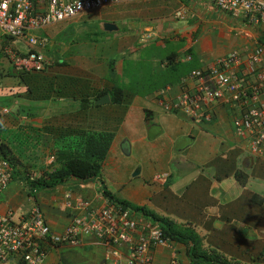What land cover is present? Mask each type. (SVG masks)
I'll return each instance as SVG.
<instances>
[{
    "label": "crops",
    "instance_id": "0c3cea01",
    "mask_svg": "<svg viewBox=\"0 0 264 264\" xmlns=\"http://www.w3.org/2000/svg\"><path fill=\"white\" fill-rule=\"evenodd\" d=\"M117 7L121 11L113 10L106 20L102 11L108 8L78 18L81 20L61 23L40 31L43 34L38 35L49 40L46 55L55 62L53 63L55 67L51 71L48 69L40 78L44 81L48 74L54 79L77 78L83 85L65 89L61 94H57V85H55L52 88L54 89L51 93L52 98L46 106V115L34 114L32 121L26 114L0 115V129L17 128L15 129L17 136L12 137L18 139L25 134L27 138L33 137L32 150L28 153L31 159L22 154L19 147L12 143V137H7L8 141L5 143L12 150L16 163L29 165L30 169L40 175L53 164L50 158L55 157L57 149L62 145L61 138L69 127L79 124L85 131L113 133L114 139L100 176L96 180L87 182L73 180L55 191L39 188L31 192L28 185L22 183H20L21 189L11 188L12 182L15 181L13 180L0 195V213L5 214L8 210H13L15 220H18L26 216L32 206L38 204L43 210L47 224L55 234L59 235L65 232L73 218L72 211L64 206L65 194L71 192L74 200L85 199L92 205L100 207L104 201H109L102 196V191L106 190L119 200L145 206L161 217L188 225L201 237L204 248L214 247L224 255H228L231 260L237 261L236 264H253L254 259L264 253V218H260L257 212L250 213L246 208H241L244 200L239 191L247 189L249 179H244L240 175L241 169L237 167V159L243 145L235 133L227 107L223 105H216L213 109L210 107L212 114L210 122L191 119L181 112L167 111L163 107L164 102L176 101L186 90L195 92L196 83L182 84L184 77L174 81L171 88L166 87L165 97L162 95L163 90L154 89L155 92L146 97L127 96L125 105L115 103L111 100L112 92H110L116 85L115 81L106 80L104 72L97 75L96 70H93V73L89 72L90 75L87 70L81 68L79 62L80 60L84 62L90 60L94 63L107 62L112 54L110 51L114 50V41L120 45H115L118 54L119 52L124 54L126 51L130 54L141 51L142 45L155 41L160 47L166 43L183 44V48L175 51L179 54L175 61L181 64L196 61L200 69H206L212 67L218 59L232 53H238L246 58L255 48L257 42L255 39H260L259 31L233 19H231L233 23H228L224 18L227 19L229 16L204 0H151L134 5L121 4ZM218 13L222 14L224 20L216 16ZM137 16L140 17V21L124 22L127 17L133 19ZM88 19L95 22L97 28L101 26L103 30L105 23L119 26L118 30L112 32H116V37L112 40L106 39L101 52H95L92 57L82 56L87 53L82 43L73 40L67 43L61 40L68 30L66 29L68 25L86 24L89 22ZM121 28H123L122 32ZM237 29L239 33L234 35L233 32ZM2 40L0 44L5 46ZM8 45L19 51L27 50L24 40L9 41ZM172 53L167 54L161 61L152 60L153 69L162 73L169 71L171 66L166 62V58ZM57 61L65 63L58 65ZM69 62L72 63L70 68L67 67L64 71L56 70L57 67L67 66ZM77 69H81L79 74L76 73ZM9 72H11L10 67ZM24 90L23 93H26L27 88ZM105 90L109 91V103L88 108L81 104V100L87 95L94 98ZM75 94L77 98L73 99ZM67 104H71V108L80 106L82 110L78 113L74 110L61 112L59 108L68 107ZM90 108H94L92 113L100 116L99 125H90L88 120ZM62 116H67L69 120L61 121ZM69 122L71 124H68ZM20 123L32 129L27 130L23 127L24 132L18 136ZM139 146L147 147L152 152L161 147L158 156L162 158L160 162L164 166L148 170L139 167L133 170V174L121 170L117 166V161L122 156H131ZM153 159L154 157H151V161ZM157 170L169 174L166 184H154L153 177L160 174ZM143 173H146L147 180L142 179L143 184H133L132 179L141 178ZM151 178L154 185L151 184ZM111 186H115V189ZM234 192L236 194L232 196ZM206 211L209 215L205 214ZM218 219L226 226L221 231L215 229ZM233 222H239L241 228L235 230L232 226ZM255 235L259 236L260 243L259 240L256 243L251 242L250 238ZM92 249L99 255L98 262L106 264L104 247L92 237L87 238L85 244L77 248L68 245L50 246L43 264H62L64 254H72L74 257L72 262L80 261V255L87 254V251H90L89 255H91ZM79 250L82 253H79ZM175 252L179 264H193L188 258L186 247L182 244L158 249L154 253V264H171Z\"/></svg>",
    "mask_w": 264,
    "mask_h": 264
},
{
    "label": "built area",
    "instance_id": "2783aa9c",
    "mask_svg": "<svg viewBox=\"0 0 264 264\" xmlns=\"http://www.w3.org/2000/svg\"><path fill=\"white\" fill-rule=\"evenodd\" d=\"M151 0H0V43L2 38L24 40L26 51L11 45L1 51L11 65L25 73H40L53 64L46 55L49 40L38 32L70 22L101 9ZM231 19L242 22L264 35V0H204ZM258 40V39H255ZM195 82V92L186 90L174 102H164L167 111L181 112L191 119L210 122V107L223 105L232 117L236 135L244 148L256 158L264 159V44L244 58L232 53L206 69H198L182 79V84ZM8 111L1 110L5 115ZM54 157L51 158V161ZM12 165L0 155V195L13 181ZM30 181L40 178L31 171ZM169 174L162 173L153 181L167 183ZM64 206L73 218L62 234H55L45 220L41 206L35 204L18 220L14 211L0 213V264H43L50 246L81 247L89 237L105 249L106 264H154V253L172 248L162 228L144 215L123 210L109 201L97 207L85 199L74 200L65 194ZM171 264H179L177 253Z\"/></svg>",
    "mask_w": 264,
    "mask_h": 264
},
{
    "label": "rangeland",
    "instance_id": "374dc122",
    "mask_svg": "<svg viewBox=\"0 0 264 264\" xmlns=\"http://www.w3.org/2000/svg\"><path fill=\"white\" fill-rule=\"evenodd\" d=\"M141 3H143V2H141ZM134 4H137V3H133V5ZM117 6H119V5H117ZM117 6L108 7V9H105L102 11L103 15H105V20L108 19L109 14H111V12H113V10L119 9L121 11V9ZM221 15H222L221 13H218L216 16L218 18L222 19ZM86 17H87V15H86ZM125 19L126 20H124V22H126V23H129V21H133V20H139L140 21L139 16H137V18H133V19H130L128 17ZM224 19L227 20V22L230 24L234 22L233 20H231L230 17H227V19L225 17ZM224 19H222V20H224ZM77 20H81V19H77ZM88 20H89V22H87L86 24L72 23V24L68 25L66 27V29L68 28V30H67L66 34L62 37L61 40L63 42H67V43H71L72 40L77 42V43H82V46L85 49H87L86 55H82V56L92 57L95 52H99V50L101 48H103V46L106 42V39L112 40L113 38L116 37V32L115 33L106 32L105 30H103V28L101 26H99V28H97L95 25V22H91L90 19H88ZM117 27H119V26H117ZM242 30H245V29H242ZM122 31H123V28H121V32ZM238 33H239L238 29L235 30V32H233L234 35H237ZM38 34L41 35V34H43V32H38ZM133 38L134 37H132V39ZM114 43H115V44H113L114 50H113V52L110 51V53H112V54H110V56L114 60H116V63L113 65V71H110L108 69V66H107L108 63L106 64V62L98 61V62L94 63L92 61L90 62V60H88L87 62L80 60L79 63H81V65H80L81 68L84 70H87L88 73L89 72L93 73L94 72L93 70H96L97 75H101L104 72L105 73L104 77L106 80L113 79V81H115V83L117 85H119L120 88H124L125 90L132 91V90L138 89L139 92H136V93L134 92V93L135 94L139 93V95L142 97H146V96H143L144 91H149L151 89L149 86L150 83L146 85L143 81H145V82L151 81L152 77H154L153 74H151L150 72H147V71H152L150 69L146 70L147 65H152V67H149V68L153 69V61L152 60H154V61L160 60L161 61L167 56V54H169L171 52H175V51H177V49L184 47L183 44L177 45L174 43H166V45H162V47H160L159 45H157V43L155 41H153V43L151 42L149 44L142 45L140 47L141 51L133 52L132 54H130L129 51H126L124 54H121V52H119V54H118V52L115 49V45L116 46H120V45L116 41H114ZM7 45L8 44H5V46H7ZM1 48H2V46L0 44V73H1V75H0V109H3V108L7 109L10 112L9 114L12 113L15 116L18 115V113H20V116H23V114H26V116H28V117L30 115H33V114L45 116L46 115V113H45L46 106L49 105L48 104L49 101L36 103V102H31V101L26 100V98L24 96L25 93H23V90H24V88L26 89V87L22 83V81L19 77V73H21V71H18L17 69L14 70L15 68L11 65L9 59L1 51ZM97 48H100V49L98 50ZM184 54H185V52H184ZM71 64L72 63L69 62L67 64V66L65 65V66L57 67L56 70L64 71V70H66L67 67L70 68ZM192 66L195 69L199 65L197 64L196 61H194V62H192ZM9 67L12 70L11 76H9V73H8ZM53 67H55V66H53V64H51L48 67L49 71H51L53 69ZM72 67H75V66H72ZM198 69H200V68H198ZM69 70L71 71V69H69ZM79 70H81V69L76 70L77 74H79V72H80ZM141 71H144V72H141ZM49 78H50V75L48 74L45 81H48ZM96 79H97V77H96ZM172 83H174V82H172ZM23 86H24V88H23ZM89 86H90V84H89ZM152 89H154V86ZM165 89L166 88H164L162 91L163 96L166 92ZM151 93L153 94V92H151ZM125 99H123L121 101V103H124L122 105H125V103H126ZM67 105H68V107L67 106L63 107V108L60 107L59 108L60 111L61 112L62 111L71 112L72 110H74L76 113H78L79 111L82 110V108L80 106L79 107L76 106L75 108H71V104H67ZM95 105H96V103H95ZM92 107H94V106H92ZM89 110H91L90 114H89L90 118L88 119L90 121V125L91 126L99 125V122H100L99 117L100 116L96 113H92V111L94 112V108H90ZM5 115H7V114H5ZM13 115H10V116H13ZM30 120L32 121L33 119L30 118ZM68 120H69V118L67 116L61 117V121H63V122H66ZM68 124H71V123L69 122ZM23 127H24V124L20 123L18 126V128H19L18 132H20V134H18V136L22 135V133L24 132ZM69 128L76 131V130H80L81 127L79 124H76L75 126L69 127ZM15 129H17V128H15ZM15 129L9 130L7 128H2V129H0V136H2L4 138L17 136ZM83 130H85V129L81 128V131H83ZM14 138L16 140H13ZM12 143L13 144L15 143L19 147L22 154L26 155L30 159L32 158L28 154L32 150V147H31V144L33 143V137L32 136L27 138V135L25 134L22 138H19V139H18V137H12ZM160 149H161V147L153 150V152H152V150L147 148V147H144V146L140 147L139 146V148H136V150H134L132 152L133 154L131 156L120 157V159L117 161L118 162L117 166H119L121 170H126V171H129L131 173L133 172V170H136L139 167L140 168H146L147 170L163 167L164 164L162 162H160L162 160V158L158 156ZM155 152H156V155H155ZM151 157H154L153 161H151ZM48 160H49V158H48ZM237 161H238L237 167L241 169L240 175H242L244 179H247V178L249 179V186L247 187V189H242L241 192L238 190L239 193H241V195H242V200H244L241 208H246L247 209L246 211H248L250 213L251 212H257L260 214L259 215L260 218L261 217L264 218V159H259V158L254 157L253 155H251L248 152V150L246 148L242 147V150L238 156ZM31 171H34V170L29 169L28 174ZM157 171H160L158 173L162 172V170H157ZM35 172H37V171H35ZM142 179L147 180L146 173H143L141 175V178L132 179V182H133V184H136V185L139 183L143 184L144 181ZM150 181H151L152 185L155 184V183L154 184L152 183V178ZM20 183H21L20 179L18 180V177H16L15 181L12 182L11 188H20V186L22 187V185ZM23 185H25V184H23ZM111 188L115 189V186H111ZM235 194L236 193L234 192L232 194V196H234ZM205 214L209 215L208 211H206ZM14 218H15V216H14ZM181 225L183 226V224H181ZM184 226H188V225L184 224ZM232 226H234L235 230H237L238 228H241V224L239 222H233ZM222 228H226V226H224L222 221H220L218 219V221H216V223H215V229L221 231ZM219 234H221V233H219ZM250 240H251V242L256 243V241L259 240V236L255 235L254 237L250 238ZM260 242L261 241L259 240L258 243H260ZM200 249H202V251L207 253V254L220 257L224 261V263H227V264H236L237 263V261L231 260V258H229L228 255H224V253L218 251L214 247L211 248L209 246L207 248L206 247L204 248L202 246V247H200ZM92 250L93 251L91 252V255H89L90 251H87V254H83V256H82V254L80 255V257H79L80 261L75 260V262H72V260L74 259L72 254H67V255L64 254L63 256L65 258L62 259V264H102L101 261L98 262L99 261V255L97 254V252L94 249H92ZM79 251H80L79 253H82L81 250H79ZM65 259H67L68 261L66 262Z\"/></svg>",
    "mask_w": 264,
    "mask_h": 264
},
{
    "label": "trees",
    "instance_id": "16d2710c",
    "mask_svg": "<svg viewBox=\"0 0 264 264\" xmlns=\"http://www.w3.org/2000/svg\"><path fill=\"white\" fill-rule=\"evenodd\" d=\"M42 1L44 0H33L35 4H38ZM9 41H11V38H4L2 40V44H8ZM259 42L264 44V35L260 37ZM97 49L99 50L100 48ZM178 55L179 54L177 52H173L166 58V62H168L171 67L169 68V71L165 73H162L159 70L156 71L151 69L149 67H152V65H147L146 70H152L147 72L153 74L154 77H152L151 81H143L146 85L150 83L149 86L151 88L149 91H144L143 96L152 94L151 92H155L154 89H158V91L163 90L178 78L180 80L182 77L188 76L193 70H197L199 68V66H197L194 69L192 62L188 64H181L179 62L177 63L175 60L177 59ZM109 57L110 60H108L106 64L108 63V69L113 71V65L116 63V60H114L111 56ZM64 63L65 62L60 61L56 62L58 65ZM45 72L46 71L40 73H19L22 83L26 85L27 88V92L24 95L27 101H50L52 98L51 93L54 91L52 88H54L55 85H57V94H61L65 89L76 88L80 85H83L80 83V79L77 78H68L65 80L62 77H56L55 80L54 78L50 77L48 81H43V79L40 77H42L41 75L45 74ZM10 74H12V72H9V75ZM153 86L154 89H152ZM110 92H112L111 100L115 103H121V101L127 96L131 97L139 95V93L135 94L136 92H139L138 89L129 91L125 90L124 88H120V86H117V84ZM108 93L109 91L105 90L97 94V96L94 98H90L88 97L89 95H87L81 100V104H83V106L85 105V108L92 106L96 107L95 103L102 97L103 94L106 95ZM76 98L77 95H73V99ZM33 117H35L34 114L29 116V118ZM24 128L27 130L32 129H28L27 125H24ZM62 137V145L56 151L53 164L48 170L46 169V171H42L40 178L36 179L35 181H30L27 175L28 170L30 169L29 165L16 163L17 160L14 157L12 150L9 148L8 144L5 143V141H8V138L0 137V155L12 165L13 180L18 177V180L20 179L22 184L28 185L31 192H33L34 189L36 190L39 188L48 191H55L60 186L73 180L82 182L96 180L101 174L104 162L108 156L114 139V134L108 131H75L70 130L69 128L67 129L66 134L64 133ZM102 196L107 198L117 207L143 214L155 224H158L162 228L165 237L170 242L175 243V245L182 244L186 247L188 258L193 264H227L224 263L220 257L203 252L202 249H200V247L203 246L201 237L194 231V229L190 228L189 226H182L181 224H178L168 218L161 217L145 206L134 205L127 201L119 200L112 193L106 190L102 191ZM253 264H264V253L260 254L257 259H254Z\"/></svg>",
    "mask_w": 264,
    "mask_h": 264
},
{
    "label": "water",
    "instance_id": "95a60500",
    "mask_svg": "<svg viewBox=\"0 0 264 264\" xmlns=\"http://www.w3.org/2000/svg\"><path fill=\"white\" fill-rule=\"evenodd\" d=\"M104 30L106 32H113V31H116L118 30L117 26L112 24V23H105L104 24ZM110 102V96L107 94L105 96H103L102 98H100L97 102H96V105H103V104H106V103H109Z\"/></svg>",
    "mask_w": 264,
    "mask_h": 264
},
{
    "label": "clouds",
    "instance_id": "9594fccd",
    "mask_svg": "<svg viewBox=\"0 0 264 264\" xmlns=\"http://www.w3.org/2000/svg\"><path fill=\"white\" fill-rule=\"evenodd\" d=\"M262 35L260 34V37H261ZM258 39V38H257ZM258 42H259V39L257 40ZM53 63H54V61H53ZM198 70V69H197ZM19 71V70H18ZM189 76V75H188ZM187 76V77H188ZM184 78H186V77H184ZM184 78H182V79H184ZM172 86L170 85V86H168L167 88H171ZM163 107H164V105H163ZM165 108V107H164ZM1 110H4V108L3 109H0V111ZM7 110V109H6ZM8 111V110H7ZM173 112V111H172ZM10 112L8 111V113L7 114H9ZM173 113H175V112H173ZM1 115V114H0ZM186 116V115H185ZM188 117V116H187ZM160 174H162V173H160ZM158 175V174H157ZM156 176V175H155ZM154 176V177H155ZM154 177H153V179H154ZM154 182V181H153ZM155 183V182H154ZM156 184V183H155ZM158 184V183H157ZM110 202V201H109ZM123 210H128V209H123ZM129 211H131V210H129ZM132 212V211H131ZM134 214H137V215H143V214H140V213H136V212H133Z\"/></svg>",
    "mask_w": 264,
    "mask_h": 264
}]
</instances>
